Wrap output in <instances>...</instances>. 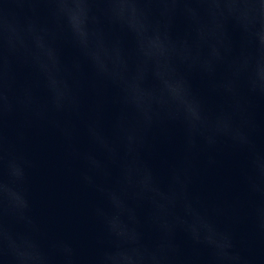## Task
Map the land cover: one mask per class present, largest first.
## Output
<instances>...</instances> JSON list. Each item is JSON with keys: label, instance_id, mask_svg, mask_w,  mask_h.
I'll use <instances>...</instances> for the list:
<instances>
[{"label": "clouds", "instance_id": "clouds-1", "mask_svg": "<svg viewBox=\"0 0 264 264\" xmlns=\"http://www.w3.org/2000/svg\"><path fill=\"white\" fill-rule=\"evenodd\" d=\"M64 45L76 51L71 60ZM192 73L207 95L193 90ZM256 98L264 99V0H0V264H77L72 246L32 215V162L16 143L34 126L55 131L104 202L94 215L108 246L86 264H264L218 223L248 219L264 240ZM175 124L183 157L162 183L143 153L153 129ZM224 149L243 157L248 199L208 206L191 193L195 162L203 153L214 166Z\"/></svg>", "mask_w": 264, "mask_h": 264}, {"label": "water", "instance_id": "water-1", "mask_svg": "<svg viewBox=\"0 0 264 264\" xmlns=\"http://www.w3.org/2000/svg\"><path fill=\"white\" fill-rule=\"evenodd\" d=\"M41 15L46 16V11ZM181 28L182 24L178 23L177 30ZM61 54L66 60H71L76 51L70 45H64ZM25 74L24 71L19 73L21 78ZM189 79L194 91L207 95L206 85L197 74L192 73ZM208 98L210 102L215 99ZM253 103L258 125L257 141L264 146V99L256 98ZM113 112L112 108L106 111V123L111 120ZM17 125L18 118L14 116L8 122L14 143ZM183 143V130L178 124L169 125L167 131L153 129L150 134L149 147L143 158L162 183L167 182L170 169L182 159ZM79 146L82 150L88 147L83 136ZM16 148L32 162L28 170L32 215L49 238L72 246L77 264H86L108 246L103 237V226L94 215V209L104 203L100 194L81 182V163L67 154L66 145L53 129L46 126L28 129L25 139L16 143ZM216 158L218 163L209 166L206 154L198 156L195 162L198 175L191 185L192 195L208 206L245 202L248 197L240 175L243 157L224 149L217 153ZM140 215H144V210ZM218 223L222 228H231L238 250L247 251L251 242L253 254L264 257V240L252 237L250 220L241 219L232 224L226 217H219ZM145 238L152 240L154 233L146 229ZM176 241L186 254H191L193 246L182 232L176 234Z\"/></svg>", "mask_w": 264, "mask_h": 264}]
</instances>
